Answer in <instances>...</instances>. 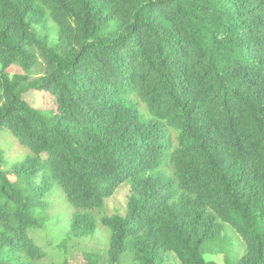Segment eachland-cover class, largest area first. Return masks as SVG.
I'll return each mask as SVG.
<instances>
[{
	"label": "trees",
	"instance_id": "1",
	"mask_svg": "<svg viewBox=\"0 0 264 264\" xmlns=\"http://www.w3.org/2000/svg\"><path fill=\"white\" fill-rule=\"evenodd\" d=\"M0 66V264H45L55 187L82 264H264V0H0Z\"/></svg>",
	"mask_w": 264,
	"mask_h": 264
},
{
	"label": "rangeland",
	"instance_id": "2",
	"mask_svg": "<svg viewBox=\"0 0 264 264\" xmlns=\"http://www.w3.org/2000/svg\"><path fill=\"white\" fill-rule=\"evenodd\" d=\"M55 32L58 37L57 27L55 28ZM56 35H53L52 42L56 41ZM43 72V66L39 64L33 70L32 78H41ZM9 73L13 76L15 74H22L23 72L19 67L14 66L9 69ZM24 99L36 109L52 110L55 106L54 98L45 95L44 92H29L24 96ZM173 141H175V137ZM0 153L2 154L7 171L16 163L21 162L26 155L25 150L21 149L16 141L7 135L0 139ZM129 195L130 187L128 185L122 186L117 194L109 200L108 214H124ZM49 201L52 206L51 219L44 229L34 233L37 244L48 253L45 264H82L86 254L104 251L109 238V234L104 228H100L98 233L92 238H71L68 233L73 208L66 202L58 187L53 189L49 196ZM234 242L235 245L232 247V251L235 249L236 255H242L244 252L242 242L235 237ZM167 258V264H181L174 255H170ZM205 259L209 262L224 264L223 255H206Z\"/></svg>",
	"mask_w": 264,
	"mask_h": 264
}]
</instances>
